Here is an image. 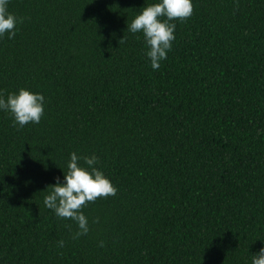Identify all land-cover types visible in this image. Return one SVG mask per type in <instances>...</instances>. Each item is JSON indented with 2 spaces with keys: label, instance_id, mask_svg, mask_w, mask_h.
<instances>
[{
  "label": "trees",
  "instance_id": "trees-1",
  "mask_svg": "<svg viewBox=\"0 0 264 264\" xmlns=\"http://www.w3.org/2000/svg\"><path fill=\"white\" fill-rule=\"evenodd\" d=\"M157 2L10 0L23 22L0 38V94L46 105L23 128L0 111V264H251L264 248V0H192L154 71L127 25ZM72 152L117 188L79 239L44 205Z\"/></svg>",
  "mask_w": 264,
  "mask_h": 264
},
{
  "label": "clouds",
  "instance_id": "clouds-1",
  "mask_svg": "<svg viewBox=\"0 0 264 264\" xmlns=\"http://www.w3.org/2000/svg\"><path fill=\"white\" fill-rule=\"evenodd\" d=\"M9 4L10 0H0V38L7 36L8 39H13L23 18L10 12ZM192 14V0H159L143 7L127 25V31L131 34H142L147 49L146 56L154 71L160 68L161 62L167 59L172 50L176 39V23L173 21H184ZM45 105L46 99L42 93L25 88H20L7 97L0 94V111L10 114L13 126L19 128L39 124L45 114ZM98 163L99 158L95 154L83 156L72 152L66 165L67 171L62 170L63 179L57 177L55 184L48 186L44 196V205L48 210L58 218L70 219L76 225L77 231L73 233V239L86 236L90 231L83 209L98 198L115 196L117 193V188L96 166ZM63 244V240L59 241L61 247ZM100 246H103V241ZM251 264H264V248L252 255Z\"/></svg>",
  "mask_w": 264,
  "mask_h": 264
}]
</instances>
